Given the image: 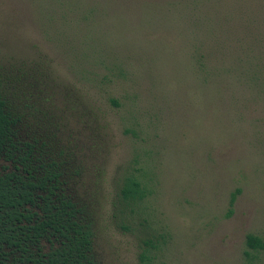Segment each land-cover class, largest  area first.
Here are the masks:
<instances>
[{
	"label": "rangeland",
	"instance_id": "obj_1",
	"mask_svg": "<svg viewBox=\"0 0 264 264\" xmlns=\"http://www.w3.org/2000/svg\"><path fill=\"white\" fill-rule=\"evenodd\" d=\"M151 1L101 8L73 34L59 1L0 0V65L35 78L29 97L96 212L99 264H264L247 245L264 240V0L231 35L240 53L216 50L205 71L181 17L135 14ZM129 178L143 201L124 200Z\"/></svg>",
	"mask_w": 264,
	"mask_h": 264
},
{
	"label": "trees",
	"instance_id": "obj_2",
	"mask_svg": "<svg viewBox=\"0 0 264 264\" xmlns=\"http://www.w3.org/2000/svg\"><path fill=\"white\" fill-rule=\"evenodd\" d=\"M56 1L60 4L55 7L62 11H58L60 20L74 29L73 34L86 32L91 26L89 21L102 16L97 14L101 8L105 12L106 8L116 10L121 5V0H103L102 5L98 0H88L89 8L83 12L79 10L83 0ZM165 1L152 0L139 7L147 9L135 14L162 21L181 17L180 25L188 33L187 38L192 37L189 47L196 50L201 70L217 62L216 50L220 54L233 48L240 53L242 44L237 41L230 45L231 35L240 38L251 0H178L177 5L166 8L168 16L162 10L170 3ZM56 15L53 11L50 20L46 18L44 32L54 31L51 23ZM212 25H217L215 34ZM33 83L35 78L29 70L0 65V264H99L96 212L80 190V172L60 145L58 135L43 126V113L29 97ZM122 192L128 203H139L146 197L136 178H129ZM240 193L238 189L232 194L228 216ZM247 245L264 250V240L254 235L247 237Z\"/></svg>",
	"mask_w": 264,
	"mask_h": 264
}]
</instances>
